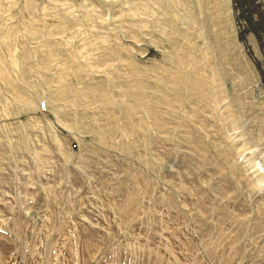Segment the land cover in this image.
Returning a JSON list of instances; mask_svg holds the SVG:
<instances>
[{
	"label": "rangeland",
	"instance_id": "rangeland-1",
	"mask_svg": "<svg viewBox=\"0 0 264 264\" xmlns=\"http://www.w3.org/2000/svg\"><path fill=\"white\" fill-rule=\"evenodd\" d=\"M0 264H264V0H0Z\"/></svg>",
	"mask_w": 264,
	"mask_h": 264
}]
</instances>
